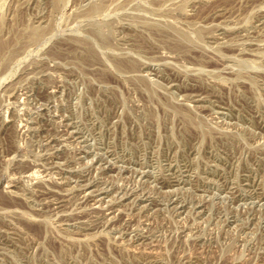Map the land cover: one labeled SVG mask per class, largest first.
Here are the masks:
<instances>
[{
    "label": "rangeland",
    "instance_id": "obj_1",
    "mask_svg": "<svg viewBox=\"0 0 264 264\" xmlns=\"http://www.w3.org/2000/svg\"><path fill=\"white\" fill-rule=\"evenodd\" d=\"M0 264H264V0H0Z\"/></svg>",
    "mask_w": 264,
    "mask_h": 264
}]
</instances>
